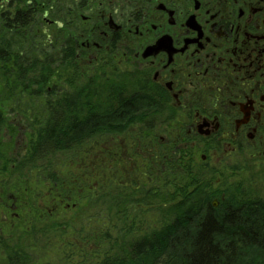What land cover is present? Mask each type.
I'll list each match as a JSON object with an SVG mask.
<instances>
[{"label":"flooded vegetation","instance_id":"flooded-vegetation-1","mask_svg":"<svg viewBox=\"0 0 264 264\" xmlns=\"http://www.w3.org/2000/svg\"><path fill=\"white\" fill-rule=\"evenodd\" d=\"M62 5L70 7L68 17L59 9ZM37 21L36 37L47 35V23L59 31L71 30L73 58L83 85L93 89L116 86L121 98L133 96L141 101L132 115L136 122L119 134H106L112 135L107 149H120L128 139L131 153L135 152L129 159L120 154L124 186L132 188L134 183L139 188L140 178H158V158L163 169L178 165L182 170L192 163L205 172L208 167L217 169L220 178L233 168H246L252 183L258 178L255 190L259 183L264 185V0H0V23L13 22L16 30L11 32L21 31L25 27L21 22L32 28ZM61 91L57 89L58 96ZM134 127L148 136L143 138L147 148L138 137L130 136ZM17 134L10 133L7 139L14 143L15 157L28 149L27 137H20L24 143L19 146ZM115 135L126 137L116 141L113 137L119 136ZM143 150L151 151L154 167L145 163L140 169L135 163L137 156L143 157ZM105 152L96 149L90 158L96 162L91 163V173L83 167L86 174L61 178L69 184H49V189L72 186L68 193L88 197L96 187L90 180L107 184L111 177L98 172L106 163H116ZM20 186L8 196L0 193L3 223L10 228L16 223L14 217L20 216L17 209L22 207L25 212L29 203V194ZM256 191L238 190L236 201H264ZM49 193L38 201H46L48 211L71 209L80 203L65 202L67 198L57 195L42 199ZM226 194L213 199V205L218 207ZM6 211L11 215H5ZM255 264H264V256Z\"/></svg>","mask_w":264,"mask_h":264},{"label":"trees","instance_id":"trees-1","mask_svg":"<svg viewBox=\"0 0 264 264\" xmlns=\"http://www.w3.org/2000/svg\"><path fill=\"white\" fill-rule=\"evenodd\" d=\"M12 25H0V32H4L0 38V173L5 172V177L14 166V172L38 167L62 151L107 133L119 134L136 122L132 115L141 105L139 99L121 98L116 86L93 89L79 81L70 29H64L66 37L56 44L51 38L47 42L36 37L25 22H21L25 27L19 32H11L16 30ZM46 45H55L54 52H46ZM60 87L64 91L58 96ZM23 95L48 98L45 110L38 107L31 113L28 106L22 110L23 121L30 129L28 149L25 155L15 157L14 143L5 141L4 129L15 135L18 128L9 123L6 112L24 107ZM47 166H43L47 182L63 184L64 179ZM208 171L192 163L182 166V170H176L177 175L171 173V180L164 178L165 185L172 189L165 194L156 187L143 191L138 187L124 191L113 187L111 193L102 196L109 203L105 211L110 213V230H116L117 236L107 233L109 243L114 240L113 247L102 260L82 264L257 263L264 256V201L239 203L233 188L225 190L226 200L214 206L213 199L221 192L211 190L212 181L205 176ZM63 186L51 189L50 194L69 199L67 189L73 187ZM147 208L159 211L148 222L144 220ZM1 242L4 250L8 248L0 254V264H33L22 244L7 246Z\"/></svg>","mask_w":264,"mask_h":264},{"label":"rangeland","instance_id":"rangeland-1","mask_svg":"<svg viewBox=\"0 0 264 264\" xmlns=\"http://www.w3.org/2000/svg\"><path fill=\"white\" fill-rule=\"evenodd\" d=\"M60 8H63V10L61 9L63 12L62 14H64L65 17H68L70 7L66 5L63 7L62 5V7H59V9ZM54 9L58 10V8L56 7H54ZM50 12L52 16H55L54 10H50ZM49 18L52 17L49 16ZM41 22L45 23L44 21ZM2 24L3 23H0L1 26ZM65 24H67V22ZM46 26L47 35L45 37H39L40 39H44V41H46L47 39L48 42L49 38H51L53 39V41L56 40L57 44L61 43L62 39L66 37L67 33L65 32L66 30H68V28L65 31V28L59 31V29H56L55 26L49 27L48 23L46 24ZM38 27L39 23L37 21L36 24H33V29L31 27L28 29L32 30L33 34H37ZM2 33L0 32V38L2 37V35H4ZM28 33L30 32L28 31ZM54 46H51L50 48L46 45L48 49H46V52L53 53L54 51L52 47ZM61 88L62 91H64V88ZM38 101H42L44 103L38 106ZM22 102L25 104L24 107H20L19 110L14 111L10 109V111L6 112L9 123H11V125L14 124V126L18 128L19 133L17 132V135L19 137L17 140L19 146L21 143H24V141L20 137H27L26 135L30 132V129L25 125L23 121L25 117L22 113V110L26 106L31 109V113H33L38 107H40V110L41 108L45 110L44 104L46 100L42 96L37 98L23 95ZM131 131L132 132L130 136L132 138L138 137V140L143 145H146L147 148L148 141L146 140V142L143 138H147L148 136L144 135L142 131L135 127ZM9 132L11 133L10 129ZM10 133H8V131H4V138L7 142H9L7 139H9ZM2 136L3 135H1L0 137ZM115 136H119L113 137L116 141H120V139H124L126 137L125 135ZM111 137L112 135H105L103 137L89 139L80 146L76 145L69 150L62 151L52 156L50 160L43 164H39L38 167L27 169L26 167H23L20 168V172H14L15 166L13 165V171L10 175L15 176L14 178H4V176H6V173H0V193L1 191L4 192V196L12 194L11 192L16 191L15 188H18L20 184H23L24 187L22 188L20 186L21 189L24 190L26 194H29V196H32L31 200L30 198H28V209L25 208V212L22 211V207V210L20 208L17 209V212L20 214V216L14 217L16 223L11 228L9 225L5 226V224L3 223L4 214H2L0 208V254L3 251H7L8 248L6 247L5 250L3 249V247H5L2 246L1 241H3V244H6L7 246H12L17 243L22 244V246L26 248V251H24L28 253L29 256H31L33 264H82L83 262L94 263L106 257L108 252L111 251L110 247H113L112 243L114 241L110 240L111 243H109V240L107 239V233L111 232L113 236L117 235L115 229H113L112 231L110 230V213L108 210L105 211V209L109 206V203L108 199L102 198V196L111 193V190H113V187H115L116 185L117 188L121 189L122 191H124L125 188L128 187L124 186L126 182L125 178H123L125 170L122 171V169L125 166L121 163L123 159L122 156L120 158V154L123 153V155L125 157H128V159L135 154V152L131 153L132 148L128 143V139L124 140L125 142L122 144V148H120L123 149L122 152L119 148L107 149L106 147H108V143L112 141ZM149 144L152 143L149 141ZM116 146L118 147V144H116ZM102 148H104L106 151L103 154L109 153L111 157L114 156L115 160L113 161L116 162L111 163L112 166L106 163V166L98 171L100 172L99 174H101V176H111L107 184L100 180L96 181V179L90 180V184H92L93 186L94 183L96 184V187L94 188L95 191H92L88 194V197L84 195L85 197L80 198L77 194L68 193V197H70V199L67 198L65 202H70L72 204L73 202L78 201V196V198H80V203L82 204V206L77 204V207H73L71 209L61 208L59 210L48 211L47 207H45L46 201H43L42 204H39V198L41 196L44 197L46 191H50L49 184H51V181L47 182L48 178H45V175L43 173V166L48 165L47 170L49 169L50 171H53L55 174L60 176V179L67 176L69 178H73L77 175H81L85 170L83 167L86 168V171L91 173L93 169L91 163L96 164V162H91L92 160H90V158L96 153V149ZM142 148L143 147L140 148V151H142ZM2 151L5 152L4 149H2ZM158 151V155L162 156V151L160 150V148L158 149ZM143 152L144 155L142 158L139 159L138 156L136 157L135 163H137V166H140L141 169L142 166L146 163L149 165V167L151 165L152 167H154L152 163V153H150L151 151L143 150ZM128 161H130V164L132 165L131 159ZM109 166H111L112 168H110ZM163 166L164 164L158 158L156 171L158 178H155V180L153 179L151 181L149 178V174L147 173V178L149 179L147 180L146 178H140V181L142 183H140L141 186L139 187V189L143 191L151 188L155 189L156 187L157 190L161 193L172 192V189L169 186L165 185L168 183L166 181L163 182L164 178H168L167 180H171L173 178L172 174L175 175L176 170L179 171L181 170V168L178 165H168L163 169ZM206 169H208L209 171L205 176L207 179H211L212 181V185H210L211 190L221 192L220 195H222L225 190L231 191L234 188L236 189V192L238 190H243L245 193H247V191L253 192L258 190L260 192L259 193L256 191L258 197L264 198V194L261 193L264 192V185L262 183H259L255 190L253 184H256L258 178L253 179L255 183H252V178H250L249 173L246 172V168H233L232 173L225 175L223 174L222 178H220V175L217 174V172L220 174L217 169H214L212 167H208ZM86 171H84L85 174ZM216 177L220 178V183H216ZM131 185L135 187L134 183H132ZM34 190L35 193L32 194V191ZM51 198L52 195L49 193L47 197L42 199L51 200ZM147 210L149 211L146 212L144 217V220H146L147 222L152 218H155L156 213L159 212L157 209L153 211L152 209L147 208ZM5 215H11V213L6 211ZM104 221L106 222V225ZM1 228H4V232H1Z\"/></svg>","mask_w":264,"mask_h":264},{"label":"bare ground","instance_id":"bare-ground-1","mask_svg":"<svg viewBox=\"0 0 264 264\" xmlns=\"http://www.w3.org/2000/svg\"><path fill=\"white\" fill-rule=\"evenodd\" d=\"M55 97V96H54ZM171 173H172V171H171ZM175 175H177V173H175ZM175 177V176H174ZM217 178V177H216ZM129 189H131V187H128Z\"/></svg>","mask_w":264,"mask_h":264},{"label":"water","instance_id":"water-1","mask_svg":"<svg viewBox=\"0 0 264 264\" xmlns=\"http://www.w3.org/2000/svg\"><path fill=\"white\" fill-rule=\"evenodd\" d=\"M214 205H216V203Z\"/></svg>","mask_w":264,"mask_h":264}]
</instances>
